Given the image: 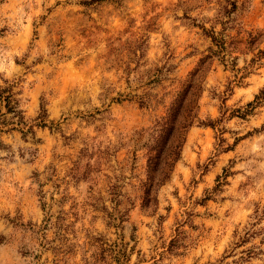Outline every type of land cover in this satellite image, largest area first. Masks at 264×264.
<instances>
[{
  "label": "rangeland",
  "instance_id": "1",
  "mask_svg": "<svg viewBox=\"0 0 264 264\" xmlns=\"http://www.w3.org/2000/svg\"><path fill=\"white\" fill-rule=\"evenodd\" d=\"M212 28L228 61L146 205L154 130ZM261 33L264 0H0V84L34 129L2 134L0 264H264Z\"/></svg>",
  "mask_w": 264,
  "mask_h": 264
},
{
  "label": "trees",
  "instance_id": "2",
  "mask_svg": "<svg viewBox=\"0 0 264 264\" xmlns=\"http://www.w3.org/2000/svg\"><path fill=\"white\" fill-rule=\"evenodd\" d=\"M233 4L236 6L235 2ZM205 31L211 38L214 46L209 48L207 55L200 58L199 66L190 74L188 81L184 83L182 90L177 94L167 115L158 121L157 128L154 130L156 155L150 158L149 181L144 184L145 195L143 198L146 201V205L149 203V199L152 198L155 186L154 177L150 176V172L161 170L160 181L163 182L170 177L175 163L180 158L185 141V133L195 122L196 115L194 109L203 91L205 72L213 64L215 57H219L223 62L228 61L227 40L221 34L216 33L214 28L211 30L205 29ZM262 40H264V33L251 34L248 43L255 44ZM262 58H264V50L259 49L252 62H258ZM234 60L229 63L227 62V66L230 64L234 66ZM5 82H7V85L0 84V103L7 109L6 112H3L0 108V148L7 147L2 140L3 133L18 129L26 137L28 134L34 132L33 126L28 125L23 111L19 108L20 100L17 98L18 92L14 90L17 82ZM228 90H231V88L229 87ZM8 113H11L10 117H7ZM11 125L12 127H10ZM37 125L46 126L44 119H40Z\"/></svg>",
  "mask_w": 264,
  "mask_h": 264
}]
</instances>
